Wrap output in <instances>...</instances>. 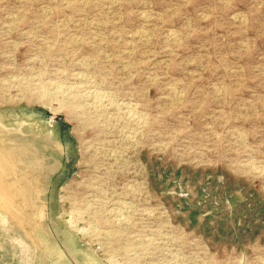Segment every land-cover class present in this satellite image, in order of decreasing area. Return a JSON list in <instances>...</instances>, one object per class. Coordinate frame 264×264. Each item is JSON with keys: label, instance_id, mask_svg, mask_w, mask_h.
Wrapping results in <instances>:
<instances>
[{"label": "rangeland", "instance_id": "rangeland-1", "mask_svg": "<svg viewBox=\"0 0 264 264\" xmlns=\"http://www.w3.org/2000/svg\"><path fill=\"white\" fill-rule=\"evenodd\" d=\"M0 121L39 264H264V0H0Z\"/></svg>", "mask_w": 264, "mask_h": 264}, {"label": "bare ground", "instance_id": "bare-ground-1", "mask_svg": "<svg viewBox=\"0 0 264 264\" xmlns=\"http://www.w3.org/2000/svg\"><path fill=\"white\" fill-rule=\"evenodd\" d=\"M173 38H174V36H173ZM76 75H79V74H76ZM80 77H82V76H80ZM42 84H43V82H42ZM42 84L40 83L39 85H42ZM80 85L81 84H79L78 86H80ZM75 87H76V85H75ZM55 89L57 90V89H61V88H58L57 86H55ZM68 89L69 88H67V90ZM72 89H74V88H72ZM42 90H43V88H42ZM42 90H41V92H42ZM45 91L42 92L43 93L42 96L46 95L49 98H51L52 96L54 97V95H56L55 93L57 92V91H53V93H52V92H45ZM60 91H62V90H60ZM88 92H89V90H88ZM59 93H61V92H59ZM62 93H63V91H62ZM64 93H66V92H64ZM95 93H97V92H95ZM40 95H39V97H40ZM81 95H83V94H81ZM95 95H97V94H95ZM103 95H105V94H103ZM62 96H63V94H62ZM97 96H96V98H98ZM100 97L102 98L103 96H100ZM54 98H56V97H54ZM83 98H85V97H83ZM56 99H58V98H56ZM66 99H67V97H66ZM94 99H95V96H94ZM94 99H93V101H94ZM61 100L63 101V98ZM99 100H100V98H99ZM56 101H58V100H56ZM59 102H60V104L62 103L60 100H59ZM64 102H66V101H64ZM98 103H100V102H98ZM105 108H106V106H105ZM117 108H118V105H117ZM133 111H134L133 114H131L129 111L130 116H133L136 119V121L139 122L138 112H136L135 109ZM125 115H127V114H125ZM141 115L143 116V114H141ZM129 118L127 117L126 119L129 121ZM21 123H25V122L23 121ZM133 123H134V121H133ZM142 123L138 124L136 126L134 124L133 125L135 127H137V126L142 125ZM135 124H136V122H135ZM131 125H132V123H131ZM10 128L12 129L13 127H10ZM18 129H19V127H18ZM8 130L9 129L6 126H4V124L0 121V137H2L3 132L6 131L5 133H8L9 132ZM135 130H136V132L134 133V135L137 134L138 129H135ZM54 142L55 141H53L52 143L56 144ZM3 146H6V149L4 148L0 152L3 154L4 158L9 159V156H10L9 154H11V155L13 154V156H14V154H16L18 156V158L15 162L18 164V166L23 164V159H25V156L27 154H29L25 150V146L20 145L19 143L15 142L11 139H8L7 141L4 140ZM56 148H58V146ZM21 158H22V160H21ZM2 162L4 164L6 163V161H2ZM16 163L14 165L15 167L17 166ZM1 184H2V176H0V262L7 263V264H34V263L39 264L40 260H37L35 257H33V252L35 251L34 246L25 243L26 240L23 237L22 233L19 231L21 228H19V225L14 221L15 219L12 217V214H10V212L6 208L7 203H8V192L6 191L5 188H3V186ZM34 195L35 194H33L32 196L34 197ZM58 234H59L61 240H63L65 247L70 252V254L72 255L73 259L76 262H78L80 264H84V258L87 260L86 262H88V258H86L83 253H79L78 251H76L73 248L72 243L66 238L64 233L59 231ZM45 243H46L45 249H46V252H48L47 257L49 258L50 264H56V261L59 262V264H60V262H63L65 260L67 262H69L67 260V258L64 256V254L59 250V247L55 246V243H53V241L48 239Z\"/></svg>", "mask_w": 264, "mask_h": 264}]
</instances>
